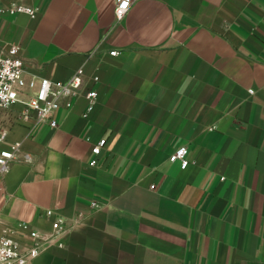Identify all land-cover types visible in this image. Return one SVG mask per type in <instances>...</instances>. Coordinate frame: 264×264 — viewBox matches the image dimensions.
Listing matches in <instances>:
<instances>
[{
	"label": "crops",
	"instance_id": "0c3cea01",
	"mask_svg": "<svg viewBox=\"0 0 264 264\" xmlns=\"http://www.w3.org/2000/svg\"><path fill=\"white\" fill-rule=\"evenodd\" d=\"M14 4L38 10L0 12V47L20 48L26 80L83 68L85 84L55 128L0 109V149L22 144L0 182V235L48 233L59 216L61 246L34 264H264V0H136L120 23L114 0L0 8ZM180 147L186 169L169 160Z\"/></svg>",
	"mask_w": 264,
	"mask_h": 264
},
{
	"label": "built area",
	"instance_id": "2783aa9c",
	"mask_svg": "<svg viewBox=\"0 0 264 264\" xmlns=\"http://www.w3.org/2000/svg\"><path fill=\"white\" fill-rule=\"evenodd\" d=\"M136 0H128L124 6V0H114V13L117 23L122 22ZM3 0H0V4ZM0 12L9 14L24 13L35 18L38 10L25 5H11L0 8ZM117 55V52H112ZM98 81V77L94 78ZM85 84V71L83 68L77 70L69 81H51L50 79L26 80L25 64L20 55V48L16 45L8 50L0 47V109L11 111L18 104H22L25 111L22 114L27 117L35 115L38 123H47L51 127H57L55 114L61 108L70 110L75 100L81 95ZM252 93V91H251ZM88 101L87 112L94 109L98 92L88 90L85 93ZM10 130L0 121V143L7 142ZM106 140H101L92 148V154L97 158ZM22 144L14 142L0 149V182L12 169L15 162L19 160ZM93 159L91 166L97 164ZM30 160L25 154L22 158ZM171 162H180L181 168L186 169L190 162L187 147H180L169 156ZM96 205V204H94ZM49 217L54 216L48 211ZM64 219L56 217L52 222V230L42 233L27 222H19L15 226L5 227L0 235V264H34V261L45 251L61 246L59 233L62 230Z\"/></svg>",
	"mask_w": 264,
	"mask_h": 264
},
{
	"label": "clouds",
	"instance_id": "9594fccd",
	"mask_svg": "<svg viewBox=\"0 0 264 264\" xmlns=\"http://www.w3.org/2000/svg\"><path fill=\"white\" fill-rule=\"evenodd\" d=\"M128 3V0H124V6H126Z\"/></svg>",
	"mask_w": 264,
	"mask_h": 264
}]
</instances>
